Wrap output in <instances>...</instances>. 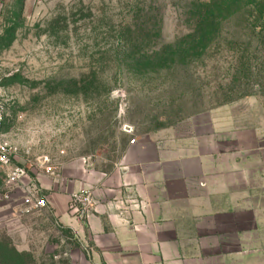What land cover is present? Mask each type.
Returning a JSON list of instances; mask_svg holds the SVG:
<instances>
[{"label":"rangeland","instance_id":"374dc122","mask_svg":"<svg viewBox=\"0 0 264 264\" xmlns=\"http://www.w3.org/2000/svg\"><path fill=\"white\" fill-rule=\"evenodd\" d=\"M209 1L0 0V141L15 163L107 169L146 135L263 159L264 14L205 16L197 33ZM15 200L0 198V244L52 264L57 232Z\"/></svg>","mask_w":264,"mask_h":264},{"label":"crops","instance_id":"0c3cea01","mask_svg":"<svg viewBox=\"0 0 264 264\" xmlns=\"http://www.w3.org/2000/svg\"><path fill=\"white\" fill-rule=\"evenodd\" d=\"M204 148L146 135L107 169L87 159L52 175L37 167L11 205L45 199L25 214L57 232L63 254L52 264H264L263 155ZM83 194L85 214L70 206Z\"/></svg>","mask_w":264,"mask_h":264},{"label":"built area","instance_id":"2783aa9c","mask_svg":"<svg viewBox=\"0 0 264 264\" xmlns=\"http://www.w3.org/2000/svg\"><path fill=\"white\" fill-rule=\"evenodd\" d=\"M4 121V113L2 110V107L0 105V126ZM131 131L130 128L127 129V133ZM130 143H133L131 140ZM0 169L4 172L5 175V182H4V187L5 191L0 193V198L1 199H8L9 198V193H13L14 189H19L22 193H24L25 189V181L26 179H30V173H26L22 167L17 165L15 163V150L12 149L9 145H7L4 142L0 141ZM41 169L44 172V174L47 175H52L55 166H50L46 163L41 164ZM23 199L25 200V203L28 204L24 209H22V213H28L31 210H42L46 209L47 204L45 199L43 198H31V197H26L25 195L22 196ZM91 199L88 195L83 194V195H76L71 198L70 201V206L72 208L77 207L78 205L82 206L81 212H84L87 208L88 205H90ZM78 211V210H77ZM58 226V225H57Z\"/></svg>","mask_w":264,"mask_h":264},{"label":"trees","instance_id":"16d2710c","mask_svg":"<svg viewBox=\"0 0 264 264\" xmlns=\"http://www.w3.org/2000/svg\"><path fill=\"white\" fill-rule=\"evenodd\" d=\"M211 2V3H210ZM248 5H254L257 8V13L259 16L264 14V0H210L208 4L204 3L202 7H206L207 11L203 14H199V19L195 27V32L201 33L206 31V18L205 16H214V19L218 23V18L222 14H227L231 16L235 11L240 10L242 7ZM234 7V8H233ZM217 26V24H215ZM62 234V231H61ZM66 234V233H65ZM63 232V235H65ZM68 236V235H65ZM0 264H36L30 255L25 252H18L11 245L0 244Z\"/></svg>","mask_w":264,"mask_h":264}]
</instances>
